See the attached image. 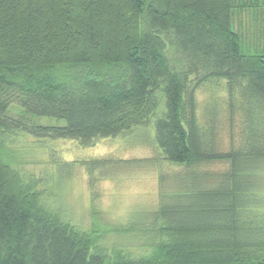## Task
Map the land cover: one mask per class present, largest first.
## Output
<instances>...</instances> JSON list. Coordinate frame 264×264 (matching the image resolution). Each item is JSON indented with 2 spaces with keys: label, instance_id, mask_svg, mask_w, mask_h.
<instances>
[{
  "label": "trees",
  "instance_id": "trees-1",
  "mask_svg": "<svg viewBox=\"0 0 264 264\" xmlns=\"http://www.w3.org/2000/svg\"><path fill=\"white\" fill-rule=\"evenodd\" d=\"M147 124L188 184L160 187L146 228L73 218L21 165L23 136L86 145ZM263 163L264 0H0V264H264Z\"/></svg>",
  "mask_w": 264,
  "mask_h": 264
},
{
  "label": "rangeland",
  "instance_id": "rangeland-1",
  "mask_svg": "<svg viewBox=\"0 0 264 264\" xmlns=\"http://www.w3.org/2000/svg\"><path fill=\"white\" fill-rule=\"evenodd\" d=\"M213 95H217L214 87L203 86L197 91L198 113L202 121L206 119L208 103ZM10 113L18 115L16 111ZM217 119L227 124L224 110L217 112ZM42 120L45 123H64L63 119L43 117ZM220 131L216 135V145L218 149L228 150L235 136L230 138L232 135L225 126ZM23 139L31 150L20 152L23 158L21 165L43 176L48 186L47 197L51 201L87 224L92 222L94 206L100 225L116 227L134 223L146 228L161 198L160 187L179 197L188 184L178 186L180 180L176 175L185 169L163 158L151 124L123 135L97 138L86 145L74 139H52L40 145L35 142L32 146V138L23 136ZM21 140V136L13 140L16 148H21ZM226 166L223 161L203 164V168L212 171ZM161 175L163 179H160ZM256 179L264 188V163ZM115 238L136 242L143 236L132 230Z\"/></svg>",
  "mask_w": 264,
  "mask_h": 264
}]
</instances>
